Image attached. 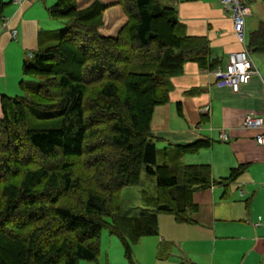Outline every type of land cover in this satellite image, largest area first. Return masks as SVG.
Instances as JSON below:
<instances>
[{"label": "trees", "instance_id": "trees-1", "mask_svg": "<svg viewBox=\"0 0 264 264\" xmlns=\"http://www.w3.org/2000/svg\"><path fill=\"white\" fill-rule=\"evenodd\" d=\"M7 5L0 0V25ZM111 6L126 20L105 35ZM46 9L63 28L40 30L20 93L0 96V264H107L99 261L103 229L137 264L134 246L158 234L159 214L193 223V193L245 168L216 180L208 163L183 162L209 139L158 148L163 139L151 128L186 62L220 64L208 58V38L188 34L177 9L158 0H56ZM247 47L264 51V22ZM142 172L155 178V193L144 191V211L123 215L121 191Z\"/></svg>", "mask_w": 264, "mask_h": 264}, {"label": "crops", "instance_id": "crops-1", "mask_svg": "<svg viewBox=\"0 0 264 264\" xmlns=\"http://www.w3.org/2000/svg\"><path fill=\"white\" fill-rule=\"evenodd\" d=\"M6 1L4 25H0V96L20 93L22 62L36 49L40 30L55 26L46 8L56 0ZM158 1L177 9L188 34L208 38V58L217 59L221 67L230 52L244 47L234 33L230 12L219 0ZM104 14L100 32L114 35L125 17L119 6ZM259 22L264 21L259 19L257 27ZM248 41L246 49L257 73L238 91L215 86L211 70L188 61L183 74L171 79L169 101L155 107L151 120L155 135L163 139L157 142L162 147L167 142L209 139L208 147L183 158L188 164L208 163L212 178L225 177L239 165L245 168L227 185L214 184L193 193L197 205L193 223H178L171 215L159 214L158 234L142 237L134 246L137 264H264V143L256 141L263 129L242 126L249 112L264 117V51L248 48ZM176 102L181 103L180 112ZM108 257L102 263L128 264L122 252L111 262Z\"/></svg>", "mask_w": 264, "mask_h": 264}, {"label": "built area", "instance_id": "built-area-1", "mask_svg": "<svg viewBox=\"0 0 264 264\" xmlns=\"http://www.w3.org/2000/svg\"><path fill=\"white\" fill-rule=\"evenodd\" d=\"M13 1L18 4L22 2V0ZM219 2L230 12L234 33L244 47L241 50L230 52L225 66H218L211 70V73L214 77L215 86L228 87L233 91H238L241 85L246 84L250 77L257 73L245 44V18L250 14V7L246 0H219ZM2 24L4 25V22ZM16 34L17 30L13 29L12 37L15 38ZM242 126L262 128L263 132L256 136V141L264 143L263 116L249 112L244 116ZM220 137L225 140L227 136L222 132Z\"/></svg>", "mask_w": 264, "mask_h": 264}, {"label": "rangeland", "instance_id": "rangeland-1", "mask_svg": "<svg viewBox=\"0 0 264 264\" xmlns=\"http://www.w3.org/2000/svg\"><path fill=\"white\" fill-rule=\"evenodd\" d=\"M248 5L251 10V15H248L245 18V41H248L249 33L254 29H256L257 27L256 25L259 19L264 21V0H250ZM113 7L114 6H111V8ZM120 11L121 14H123L121 9ZM106 18L104 14V22ZM125 20L126 18L124 19L123 23L125 22ZM123 23H118L117 27L115 28L116 32L113 33L114 35H116V33L119 31ZM63 26L64 24L61 21L55 20V26L54 28L51 29H60L63 28ZM172 108H174L175 110V105L174 106L172 105ZM176 112H177V108H176ZM157 147L161 148L162 145L157 144ZM183 162L186 163L185 158H183ZM144 191L148 195H153L155 193V178L148 176L147 174H145V172H142L140 184L126 186L122 189L120 213L123 215L135 216L138 215L140 212L144 211V209H146L145 198L143 195ZM118 252L123 253L122 245L118 237L110 234L107 229H103L101 234V256H100L101 263L105 255L106 257L109 256L108 259L110 260L113 257H116L118 255ZM80 264H96V263L81 261Z\"/></svg>", "mask_w": 264, "mask_h": 264}]
</instances>
